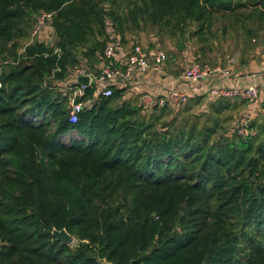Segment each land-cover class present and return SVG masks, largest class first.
Wrapping results in <instances>:
<instances>
[{
  "label": "trees",
  "instance_id": "obj_1",
  "mask_svg": "<svg viewBox=\"0 0 264 264\" xmlns=\"http://www.w3.org/2000/svg\"><path fill=\"white\" fill-rule=\"evenodd\" d=\"M40 12L53 49L21 44ZM217 24L257 37L264 0H0V264H264V117L246 138L220 120L248 101L198 95L178 123L114 88L70 123L54 86L81 61L96 72L110 31L127 45L146 25L201 40Z\"/></svg>",
  "mask_w": 264,
  "mask_h": 264
},
{
  "label": "built area",
  "instance_id": "obj_2",
  "mask_svg": "<svg viewBox=\"0 0 264 264\" xmlns=\"http://www.w3.org/2000/svg\"><path fill=\"white\" fill-rule=\"evenodd\" d=\"M110 39L106 41L102 52L103 61L96 72L90 71L85 61L69 70L65 80L54 83L58 91L67 97V109L69 122L76 123L79 115L90 109L93 104L102 98H108L112 89H129L138 96L137 107L142 116L151 114L155 109L169 108L171 112L180 111L194 94L187 91L199 83L206 82L212 78L230 82L233 86H209L205 92V103L219 98L239 97L256 104L261 98L262 92L257 84H250L242 88L239 86V77L233 70L220 66L212 67L209 64H199L195 61L186 60L182 65L181 73L176 77L169 76V83L160 85L152 90V85L147 77L150 73H164L168 63L166 52L159 47L145 49L139 42L129 41L127 45L120 43V38L109 32ZM44 35H51L53 41L46 44ZM32 36L37 42L53 49L55 36L52 29V14L40 12L34 19ZM57 52L56 49L53 50ZM78 77H87L88 86L84 87L77 83ZM93 88L91 99L83 100L85 89ZM249 118H241L234 124L233 129L240 137H252L256 132L249 130L247 124Z\"/></svg>",
  "mask_w": 264,
  "mask_h": 264
},
{
  "label": "rangeland",
  "instance_id": "obj_3",
  "mask_svg": "<svg viewBox=\"0 0 264 264\" xmlns=\"http://www.w3.org/2000/svg\"><path fill=\"white\" fill-rule=\"evenodd\" d=\"M223 26V24H217L212 28V35H208L201 40L196 37H190L188 34L173 33L168 28L160 30L151 25L144 26L141 31L127 34V38L128 41L131 39V41L137 40L140 45L142 44L145 47L152 45V48L157 46L164 50L168 55V64L165 70L169 73H179L180 66L186 60L199 62V64L209 62L211 66L231 69L234 73L240 71H246L248 75H253L257 72L264 73V32L259 33L255 38H250L240 28H229L226 32H223ZM33 27L34 21L30 28L27 29V37L21 41L22 45L37 41L32 36ZM189 29L193 31L194 26H189ZM46 36L49 37L46 39V44L51 43L53 41L51 37L53 36L44 35L43 37ZM126 92L128 93V91ZM190 99L180 111L176 113L170 111L169 114H166L164 120L171 121L176 119L178 123L189 120V124L194 122L195 116L193 113H196L197 108L192 106V102L196 98ZM244 109L240 112L231 113L227 111L222 114L223 116L220 118L221 125L226 130L231 131V128L234 127L233 125L240 120L237 116L242 112L247 113L248 110ZM253 113H259V109L255 108ZM235 117L236 119L234 120ZM196 122L198 127H201L204 122V115ZM263 137L264 135L261 136V138Z\"/></svg>",
  "mask_w": 264,
  "mask_h": 264
},
{
  "label": "crops",
  "instance_id": "obj_4",
  "mask_svg": "<svg viewBox=\"0 0 264 264\" xmlns=\"http://www.w3.org/2000/svg\"><path fill=\"white\" fill-rule=\"evenodd\" d=\"M128 40V39H127ZM142 45V44H141ZM145 49H151L152 48V45L150 47H145L143 46ZM186 61H184L183 64H185ZM168 64V63H167ZM180 66V65H179ZM182 68V65L180 66V70H179V73H169L168 71L164 70V73L162 74H159V73H150L147 77L148 81L151 83L152 85V90L155 88H159L160 85H164L165 83H169V76L170 77H176L178 76L180 73H181V69ZM166 71V72H165ZM236 76L239 77V86L244 88L246 87L247 85H250V84H257L258 87L261 89V92H262V96L261 98L257 101L256 104H246L245 106V109H247L248 111V116H245L244 118H249L250 120H254L256 118H263L264 117V73H254L253 75H248L246 71H240L238 73H235ZM217 86V87H224V86H233L232 83L230 82H225V81H222V80H219L217 78H212L211 80H208L206 82H203V83H199V84H196L194 86H191V88H189L188 86L186 87L187 88V91L192 93L191 91H194V94H192L193 97H196V96H204V92L205 90L209 87V86ZM126 91H128V93L126 92L124 97H123V100H128L130 98H134L136 100V106H137V101H138V96L137 95H134L132 94L129 89H126ZM192 98V97H191ZM203 107H207L208 103L206 104L205 103V96H204V100H203ZM255 108H258L259 109V113H253L254 112V109ZM244 109V110H245Z\"/></svg>",
  "mask_w": 264,
  "mask_h": 264
},
{
  "label": "water",
  "instance_id": "obj_5",
  "mask_svg": "<svg viewBox=\"0 0 264 264\" xmlns=\"http://www.w3.org/2000/svg\"><path fill=\"white\" fill-rule=\"evenodd\" d=\"M77 83L81 86H88V78L87 77H78ZM52 237L63 244H73L75 239L70 236L65 230L57 231L55 229L52 230Z\"/></svg>",
  "mask_w": 264,
  "mask_h": 264
}]
</instances>
